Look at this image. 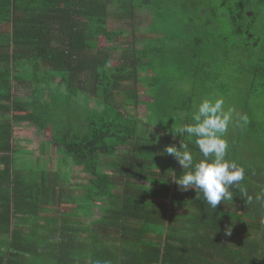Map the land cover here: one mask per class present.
<instances>
[{"label": "trees", "instance_id": "1", "mask_svg": "<svg viewBox=\"0 0 264 264\" xmlns=\"http://www.w3.org/2000/svg\"><path fill=\"white\" fill-rule=\"evenodd\" d=\"M260 4L0 0V264H264V201L244 196L264 190V121L250 107L264 105ZM231 71L243 90L226 158L245 177L212 209L181 190L188 169L165 147L203 159L176 130L205 98L226 108ZM17 126L39 128L45 155L64 153L56 168L23 153Z\"/></svg>", "mask_w": 264, "mask_h": 264}, {"label": "clouds", "instance_id": "2", "mask_svg": "<svg viewBox=\"0 0 264 264\" xmlns=\"http://www.w3.org/2000/svg\"><path fill=\"white\" fill-rule=\"evenodd\" d=\"M222 97L205 98L197 106L192 115L194 123L185 124L176 130V133L187 134L195 143L203 159L194 163V157L188 144H180L177 149L166 146L165 152L174 156L182 169H188L182 176L176 178V183L181 190L189 188L199 191L208 205L215 209L217 205L226 200H231L233 192L230 188L238 186L245 177V169L235 161L227 159L228 142L224 138L232 119L231 110L225 111ZM246 119V118H244ZM244 196L248 203L264 201V190L255 198ZM225 235H231V226L225 228Z\"/></svg>", "mask_w": 264, "mask_h": 264}, {"label": "rangeland", "instance_id": "3", "mask_svg": "<svg viewBox=\"0 0 264 264\" xmlns=\"http://www.w3.org/2000/svg\"><path fill=\"white\" fill-rule=\"evenodd\" d=\"M259 11L261 12V18H259L258 21L255 22L252 30L260 34L263 38V43H261V45L258 47V50L262 55L264 53V4H260ZM241 76L242 73L231 71L225 79H221L222 83L228 85L232 89L230 97L226 99L225 111L231 110V116L236 117H239L240 115V107L238 104L240 99L239 91L243 90V82ZM28 85H24L23 88L20 89L18 87L16 90V96L22 100H25L28 96H30L31 87L30 85ZM250 107L252 108L251 110L255 118L259 119L260 121H264V105L261 103V100L258 99V101H252ZM144 112V109L140 110L141 114H144ZM71 117L78 125L81 126V119L75 113H73ZM80 128H82V126ZM13 136L15 143H17V145H19L22 149L24 148L25 152L23 151V153L31 154L34 158V161H37L38 156L41 155L43 163H45V161L51 162V165L56 168L58 158L64 156V153L59 150V148L56 149V147H53L49 151V155H45L44 152L40 150V143L44 140L45 135L36 126H17L14 129ZM242 153H245V151L242 150ZM262 153L264 154V151H262ZM258 164L259 166L264 165V162L261 158V153L258 154ZM94 204L95 205L90 210V219L92 218L93 220H97L102 215L97 206L102 205V203L99 202V200L94 199Z\"/></svg>", "mask_w": 264, "mask_h": 264}, {"label": "crops", "instance_id": "4", "mask_svg": "<svg viewBox=\"0 0 264 264\" xmlns=\"http://www.w3.org/2000/svg\"><path fill=\"white\" fill-rule=\"evenodd\" d=\"M2 250H3V248H2Z\"/></svg>", "mask_w": 264, "mask_h": 264}]
</instances>
